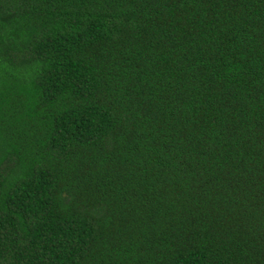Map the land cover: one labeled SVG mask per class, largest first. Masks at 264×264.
<instances>
[{
    "label": "trees",
    "instance_id": "1",
    "mask_svg": "<svg viewBox=\"0 0 264 264\" xmlns=\"http://www.w3.org/2000/svg\"><path fill=\"white\" fill-rule=\"evenodd\" d=\"M0 264H264V0H0Z\"/></svg>",
    "mask_w": 264,
    "mask_h": 264
}]
</instances>
